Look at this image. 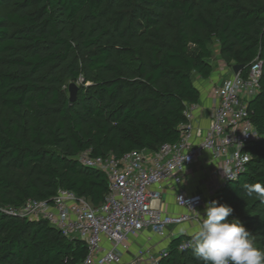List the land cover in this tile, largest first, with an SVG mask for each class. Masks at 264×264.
I'll list each match as a JSON object with an SVG mask.
<instances>
[{
	"label": "trees",
	"instance_id": "16d2710c",
	"mask_svg": "<svg viewBox=\"0 0 264 264\" xmlns=\"http://www.w3.org/2000/svg\"><path fill=\"white\" fill-rule=\"evenodd\" d=\"M0 264H82L84 241L44 220L6 213L60 190L103 204L105 173L77 157L121 159L176 144L185 112L198 104L195 83L225 66L255 61L262 72L249 116L260 139L244 173L211 198L233 208L264 249V201L244 184L264 185V0H0ZM70 102L69 85L78 83ZM230 217L229 219H232ZM190 239L171 240L156 264H202Z\"/></svg>",
	"mask_w": 264,
	"mask_h": 264
},
{
	"label": "built area",
	"instance_id": "2783aa9c",
	"mask_svg": "<svg viewBox=\"0 0 264 264\" xmlns=\"http://www.w3.org/2000/svg\"><path fill=\"white\" fill-rule=\"evenodd\" d=\"M230 72L221 85L211 89L214 107L206 130L195 127V106H190L185 112L188 122L176 144H162L157 151L132 152L121 159L114 155L95 158L90 151L80 153L77 160L82 166L107 176L109 192L100 206L72 191L60 190L48 202L31 199L18 209L4 211L30 221H47L63 237L84 241L88 255L82 264H123L139 234L150 231L164 239L171 227L198 225L202 218L196 212L202 215L206 202L226 182L245 172L251 158L246 148L260 139L248 109L260 90L262 63L255 61L246 76L235 74L232 67ZM206 155L223 182L220 188L208 184V200L183 188L186 172ZM163 184L177 188L175 201L185 213L173 215L155 205L162 199ZM189 240L179 249L189 248L182 247ZM158 260L148 251L137 253L128 264H156Z\"/></svg>",
	"mask_w": 264,
	"mask_h": 264
},
{
	"label": "clouds",
	"instance_id": "9594fccd",
	"mask_svg": "<svg viewBox=\"0 0 264 264\" xmlns=\"http://www.w3.org/2000/svg\"><path fill=\"white\" fill-rule=\"evenodd\" d=\"M243 188L249 196L255 195L264 201V185L244 184ZM196 213L202 220L191 231L188 245L182 247H191L197 261L202 264H264V249L256 247L252 233L234 218L232 207L212 200L206 202L202 215Z\"/></svg>",
	"mask_w": 264,
	"mask_h": 264
},
{
	"label": "crops",
	"instance_id": "0c3cea01",
	"mask_svg": "<svg viewBox=\"0 0 264 264\" xmlns=\"http://www.w3.org/2000/svg\"><path fill=\"white\" fill-rule=\"evenodd\" d=\"M230 70L231 67L221 65L220 71L215 70L210 79L206 81L200 80L197 82L199 84L198 86L201 89L202 95L199 100L200 102L194 105L195 108L193 111V118L196 128L203 131L209 128L214 107V101L211 97V89L214 86L221 85V83L225 80V77L229 75ZM225 74L226 76H224ZM216 168L217 167L215 163L211 161V157L209 155H206L204 158L197 161L196 164L186 172L184 176L183 188L187 191L188 194H200L204 196L206 200H208L210 197L207 189L208 184L215 183L219 186V188L223 185L222 178ZM161 191L162 199L160 200V202L155 203L157 207H160L161 210L173 215H180L181 213L186 212V209L178 207L176 204V187H173L172 184H163V186H161ZM196 226L197 225L194 223H189L181 225L180 227H171L168 229V236L164 239L157 237L150 231L139 234V236L133 238L130 249L124 256V263H130L133 257L140 252L135 251L137 245H140L144 248H148V246H150L149 243L146 244V236L148 234L163 241L168 240V242H170L171 240L178 238L181 235H188L190 237L191 231L194 230ZM181 228H184L185 230L180 231Z\"/></svg>",
	"mask_w": 264,
	"mask_h": 264
},
{
	"label": "rangeland",
	"instance_id": "374dc122",
	"mask_svg": "<svg viewBox=\"0 0 264 264\" xmlns=\"http://www.w3.org/2000/svg\"><path fill=\"white\" fill-rule=\"evenodd\" d=\"M6 12H8V10H5V9L4 10H0V15L5 14ZM209 48L213 52V56H212V58L210 60L211 63H212V66H213V68H215V70H219L220 71L221 65H224V64L221 61L218 42L214 39L211 42V44L209 45ZM224 76H226V74ZM194 81H195L196 84H198L197 82L200 81V80L198 78L194 77ZM75 84L77 86H80L82 84V81L79 80L78 83H75ZM148 243L150 244V246H148V248H146V247L144 248V247H141L140 245H137L138 249L136 248L135 251H140L139 253L148 252L149 251L153 255V258L155 260L156 259H160L167 252L166 249H167V246H168V243H169L168 240H164L163 241L161 239H158V238L148 234L146 236V244H148ZM128 263H126V264H128ZM123 264H125V263H123Z\"/></svg>",
	"mask_w": 264,
	"mask_h": 264
},
{
	"label": "water",
	"instance_id": "95a60500",
	"mask_svg": "<svg viewBox=\"0 0 264 264\" xmlns=\"http://www.w3.org/2000/svg\"><path fill=\"white\" fill-rule=\"evenodd\" d=\"M233 67H234L233 70L235 74L242 73L243 69L245 68L242 65H234ZM68 88H69L70 102L74 103L77 99L80 87L77 86L75 83H71Z\"/></svg>",
	"mask_w": 264,
	"mask_h": 264
}]
</instances>
